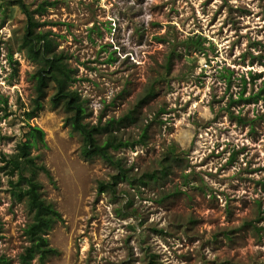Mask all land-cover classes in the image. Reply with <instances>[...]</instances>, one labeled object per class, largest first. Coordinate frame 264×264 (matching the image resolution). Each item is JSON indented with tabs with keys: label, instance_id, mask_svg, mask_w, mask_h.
Listing matches in <instances>:
<instances>
[{
	"label": "rangeland",
	"instance_id": "rangeland-1",
	"mask_svg": "<svg viewBox=\"0 0 264 264\" xmlns=\"http://www.w3.org/2000/svg\"><path fill=\"white\" fill-rule=\"evenodd\" d=\"M47 1L37 29L69 57L85 121L133 118L111 130L130 143L112 150L128 177L101 191L117 170L81 154L82 136L51 99L54 83L26 115L37 64L21 47L18 1L0 0V156L16 151L27 122L44 130L32 154L53 179L23 170L62 216L47 231L57 252L46 264H147L148 253L154 264H264V0ZM23 2L36 10L44 0ZM189 36L204 48L185 47ZM150 82L156 94L137 105ZM3 164L0 255L22 264L32 213Z\"/></svg>",
	"mask_w": 264,
	"mask_h": 264
},
{
	"label": "trees",
	"instance_id": "trees-1",
	"mask_svg": "<svg viewBox=\"0 0 264 264\" xmlns=\"http://www.w3.org/2000/svg\"><path fill=\"white\" fill-rule=\"evenodd\" d=\"M21 7L22 13L26 18L25 31L21 41V47L25 48L28 57L37 64V69L34 73L35 79V97L32 100L30 109L26 112L28 117L34 116L44 106V98L47 94V88L51 83H54L55 92L52 94V101L56 104H62L67 111L65 117L66 123L70 125L72 130L77 131L83 139L81 146V154L87 158L99 156L113 165L117 172L112 176V181L109 184L101 182L99 189L103 191L106 187L113 188L118 182V179H125L127 170L122 165L120 158H115L112 150L126 147L130 145L128 140H123L117 135L113 134L112 127L121 125L125 121L131 120L133 111L125 113L119 117H111L104 124L100 122L91 124L85 121L88 116L85 99L82 98L77 89L72 87V84L77 80L74 75V68L70 65L69 57L62 51L56 50V42L50 36L48 31L37 29L41 22L36 18L35 13H40L46 9V5L51 3L44 0L38 5L36 10L27 8L23 0H17ZM185 47L202 50L203 41L201 37L189 36L183 41ZM175 47L173 53H175ZM12 54L10 59L12 60ZM172 60V55L168 61ZM170 69V66L168 67ZM260 76V75H258ZM228 82H230V75H226ZM244 90V88H243ZM243 90L240 92L239 99H243ZM264 90L263 86L260 92ZM156 94V87L154 82H150L146 86L143 94L137 100V105L146 102L148 99ZM260 95V94H258ZM255 98L254 96H251ZM249 97V98H251ZM249 98H244L248 100ZM26 132L24 137L17 144V149L11 154H2L0 161L4 164L2 169L8 168L10 174V184L12 186V193L17 199L26 198L28 208L32 213V220L25 228V234L29 240L28 245L20 255V262L22 264H32V261L37 258L41 264H46V259L57 250L50 246L47 238V231L52 227L56 220L61 219V213L56 209L53 203L48 202L41 192V183L36 179L35 175H25L24 167L28 166L34 173L42 170L46 175L53 179L50 170L44 164H38L36 157L32 154V146L37 141L45 142V132L42 128L26 123ZM108 131L109 134L103 139L99 140L98 136L103 132ZM146 132L142 133V138ZM173 155V156H172ZM171 159L177 156L171 153ZM169 164L164 161V172L167 171ZM17 175V180H13L12 176ZM114 189V188H113ZM149 262L147 264H154L155 254L148 253ZM0 264H10L9 258L5 255H0Z\"/></svg>",
	"mask_w": 264,
	"mask_h": 264
}]
</instances>
